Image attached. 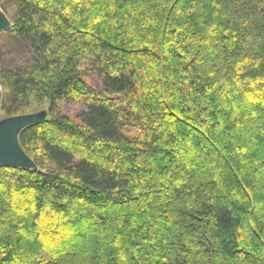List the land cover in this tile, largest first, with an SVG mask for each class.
Segmentation results:
<instances>
[{"label": "trees", "instance_id": "obj_1", "mask_svg": "<svg viewBox=\"0 0 264 264\" xmlns=\"http://www.w3.org/2000/svg\"><path fill=\"white\" fill-rule=\"evenodd\" d=\"M0 5V264H264V0Z\"/></svg>", "mask_w": 264, "mask_h": 264}, {"label": "water", "instance_id": "obj_2", "mask_svg": "<svg viewBox=\"0 0 264 264\" xmlns=\"http://www.w3.org/2000/svg\"><path fill=\"white\" fill-rule=\"evenodd\" d=\"M11 27L7 15L0 5V33ZM2 89L0 87V106H1ZM47 117V112H39L30 115H23L4 119L0 122V164L20 168L37 169L35 163L24 152L20 143V133Z\"/></svg>", "mask_w": 264, "mask_h": 264}, {"label": "rangeland", "instance_id": "obj_3", "mask_svg": "<svg viewBox=\"0 0 264 264\" xmlns=\"http://www.w3.org/2000/svg\"><path fill=\"white\" fill-rule=\"evenodd\" d=\"M1 44H2L3 50H6L5 53H7V55L5 56L6 60L12 61V60L20 59L19 50L16 49V46L11 44V41L9 39L6 38L4 41L2 40ZM95 83L98 88H101L97 80L95 81ZM61 108L65 114L70 115V116L79 115L80 113L86 111L85 106L78 105L72 102L63 103ZM2 120H4V118L2 117L0 113V122Z\"/></svg>", "mask_w": 264, "mask_h": 264}]
</instances>
